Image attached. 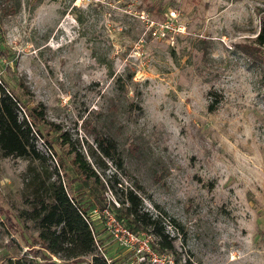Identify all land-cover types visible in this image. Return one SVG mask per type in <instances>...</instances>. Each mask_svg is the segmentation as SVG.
Segmentation results:
<instances>
[{
    "label": "rangeland",
    "instance_id": "374dc122",
    "mask_svg": "<svg viewBox=\"0 0 264 264\" xmlns=\"http://www.w3.org/2000/svg\"><path fill=\"white\" fill-rule=\"evenodd\" d=\"M263 19L264 0H21L0 16V84L21 117L44 108L34 143L92 217L105 202L118 213L123 189L140 185L176 264H264ZM74 149L100 182L78 176ZM31 164L0 150V264L50 261L23 215ZM94 223L127 264L132 251Z\"/></svg>",
    "mask_w": 264,
    "mask_h": 264
},
{
    "label": "trees",
    "instance_id": "16d2710c",
    "mask_svg": "<svg viewBox=\"0 0 264 264\" xmlns=\"http://www.w3.org/2000/svg\"><path fill=\"white\" fill-rule=\"evenodd\" d=\"M0 1L3 2L0 4V16L16 14L21 6V0ZM256 42L264 45V19L256 36ZM22 108L23 104L18 94L8 89L6 84H0V150L5 156L32 157L39 163L28 167L30 175L28 184L32 189V196H28L26 200L31 208L24 210L23 215L34 222L39 234L40 246L48 251L51 257H47L50 260L47 263L30 262L29 264H79L81 262L116 264L115 259L108 256L98 239L94 226V221L98 219L90 215L89 207H85L80 198L71 194L60 171L56 167L50 169L48 155L37 149L34 143L35 132L39 135L35 130V121L40 117L43 118L44 108L40 111L29 108V114L21 117ZM29 116L34 121L29 120ZM98 145L103 154L114 159L112 139L101 138ZM74 151L73 162L78 176L84 178V182H88L89 179L100 182V173L93 167L87 155L83 151L76 149ZM92 154L95 156V152ZM98 164L100 165L101 162ZM121 164L123 163H120V166ZM136 187L123 189L120 206L117 208L119 212L116 214L120 219L126 218L133 231L142 233L139 230H149L151 233L145 232V234L158 235L161 238L159 245L153 239L154 246L158 250L173 249L174 238L166 233L163 219L160 215H154L143 209V199L139 193L141 187L140 185ZM112 205L116 207L114 203ZM107 206L110 207V204L105 202L97 208L102 210ZM102 221L105 224V231L107 229L109 232L104 219ZM112 238L114 239L113 236ZM130 253L133 258L127 261V264H132L133 260H136L135 253L133 251ZM52 256L62 259L63 262L57 263L51 260ZM86 256H89V259H85Z\"/></svg>",
    "mask_w": 264,
    "mask_h": 264
},
{
    "label": "built area",
    "instance_id": "2783aa9c",
    "mask_svg": "<svg viewBox=\"0 0 264 264\" xmlns=\"http://www.w3.org/2000/svg\"><path fill=\"white\" fill-rule=\"evenodd\" d=\"M94 219H104L110 234L116 241L127 246L143 264H176L173 253L160 251L150 234L138 233L126 226L111 207L94 210Z\"/></svg>",
    "mask_w": 264,
    "mask_h": 264
}]
</instances>
